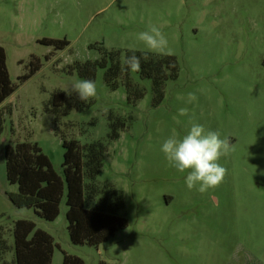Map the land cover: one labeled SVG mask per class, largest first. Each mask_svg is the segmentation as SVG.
I'll use <instances>...</instances> for the list:
<instances>
[{
    "label": "rangeland",
    "instance_id": "374dc122",
    "mask_svg": "<svg viewBox=\"0 0 264 264\" xmlns=\"http://www.w3.org/2000/svg\"><path fill=\"white\" fill-rule=\"evenodd\" d=\"M149 24L162 28L179 63L158 105L150 80L132 73L145 94L128 101L127 77L111 90L103 68L94 79L98 95L87 104L64 91L83 79L78 64L104 52L146 51L136 35ZM43 39L70 44L55 50ZM0 47L17 86L0 105V227L9 247L0 262L13 261L15 222L28 220L53 237L52 264H63L65 253L85 264H264V0H0ZM57 91L67 101L56 120L50 100ZM189 93L197 97L191 104ZM118 122L125 127L111 141ZM190 122L218 130L234 146L219 161L228 170L224 181L205 194L188 190L187 172L169 166L161 151ZM63 138L106 143L96 182L124 194L128 226L98 247L71 242L66 194L54 221L8 197L18 185L8 182L5 146L37 143L63 176Z\"/></svg>",
    "mask_w": 264,
    "mask_h": 264
},
{
    "label": "trees",
    "instance_id": "16d2710c",
    "mask_svg": "<svg viewBox=\"0 0 264 264\" xmlns=\"http://www.w3.org/2000/svg\"><path fill=\"white\" fill-rule=\"evenodd\" d=\"M41 43L53 45L55 50H63L70 43L67 40L43 39ZM131 55L132 52L126 51ZM141 56V51H136ZM148 60H141V71L136 73L141 79L152 82L155 93L154 105H158L164 97V84L175 80L179 74V63L174 56L153 55L148 53ZM121 52H104L99 60H88L78 64L79 75L83 79H95L98 68L106 69L105 82L111 90L119 87L117 82L122 74L127 77L125 83L128 101L140 100L144 91H138L131 79L132 72L122 70ZM40 69V64L32 68L30 74L21 76L24 82ZM17 89L11 81L6 52L0 47V105ZM138 91V92H137ZM67 101V94L57 91L53 94L50 113L59 118V110ZM54 110V111H53ZM68 112V111H66ZM5 118L0 113V138L4 130ZM123 122L113 123L109 139L119 138V130ZM65 149L63 176L53 168L49 157L43 153L37 143L28 141L7 144L5 159L7 179L10 184L18 185L16 193L8 194L9 200L18 208H33L35 213L46 221H54L60 214V206L66 194L68 230L70 240L75 245L98 247L115 235L118 230L127 228L128 221L124 215L125 201L122 191L105 185L100 187L97 176L100 174L104 157L108 153V145L102 141L80 144L77 140L63 138ZM14 259L12 262L2 261L0 264H52L54 239L47 232L37 229L35 223L28 220L15 222ZM9 247L3 238L0 227V257ZM63 264H85L76 256L64 254ZM101 264H106L102 262Z\"/></svg>",
    "mask_w": 264,
    "mask_h": 264
},
{
    "label": "clouds",
    "instance_id": "9594fccd",
    "mask_svg": "<svg viewBox=\"0 0 264 264\" xmlns=\"http://www.w3.org/2000/svg\"><path fill=\"white\" fill-rule=\"evenodd\" d=\"M136 39L143 43L146 51L141 56L135 54L136 49L130 48L131 55H122V70L138 73L141 71V60H148V53L171 56L173 51L169 41L157 25L149 24L147 29L139 32ZM69 96L76 93L78 99L87 104L98 95L95 81L77 79L71 89L64 90ZM197 100L194 93H189L187 103ZM105 111H107L105 109ZM180 116L188 115L187 108L178 110ZM191 126L186 134L178 136L175 132L168 137L161 146L169 166L177 171L187 172L185 184L188 190H195L205 194L209 189H215L224 181L227 168L219 163L221 157H227L234 150L230 138L221 139L218 130H208L202 124L190 122Z\"/></svg>",
    "mask_w": 264,
    "mask_h": 264
}]
</instances>
